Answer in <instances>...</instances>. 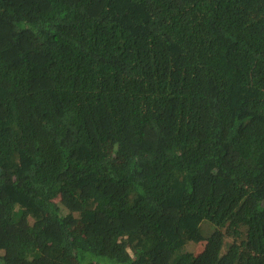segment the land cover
<instances>
[{"label": "trees", "instance_id": "1", "mask_svg": "<svg viewBox=\"0 0 264 264\" xmlns=\"http://www.w3.org/2000/svg\"><path fill=\"white\" fill-rule=\"evenodd\" d=\"M0 264H264V0H0Z\"/></svg>", "mask_w": 264, "mask_h": 264}]
</instances>
